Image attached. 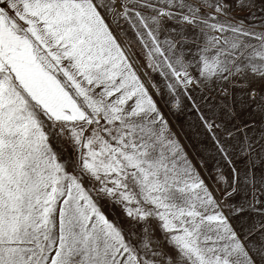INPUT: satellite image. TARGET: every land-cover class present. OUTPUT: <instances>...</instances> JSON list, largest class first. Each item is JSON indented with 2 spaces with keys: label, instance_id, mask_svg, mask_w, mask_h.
<instances>
[{
  "label": "snow or ice",
  "instance_id": "6c2138e0",
  "mask_svg": "<svg viewBox=\"0 0 264 264\" xmlns=\"http://www.w3.org/2000/svg\"><path fill=\"white\" fill-rule=\"evenodd\" d=\"M0 264H264V0H0Z\"/></svg>",
  "mask_w": 264,
  "mask_h": 264
},
{
  "label": "rangeland",
  "instance_id": "374dc122",
  "mask_svg": "<svg viewBox=\"0 0 264 264\" xmlns=\"http://www.w3.org/2000/svg\"><path fill=\"white\" fill-rule=\"evenodd\" d=\"M160 106L168 120L171 131L184 146L185 151H187L189 157L193 159V162H196L199 157L204 156V149L208 146L206 134L203 133L202 129L196 126L198 120L190 107H186L182 111H170L162 101L160 102ZM241 119H247V116L244 115ZM105 211L110 218L115 220L121 219L117 209L106 206ZM234 223H236V221H234Z\"/></svg>",
  "mask_w": 264,
  "mask_h": 264
}]
</instances>
